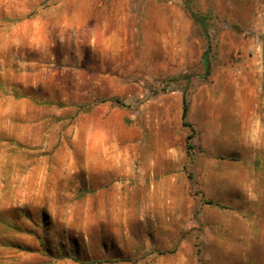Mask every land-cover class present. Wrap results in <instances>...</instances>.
Here are the masks:
<instances>
[{"label":"rangeland","instance_id":"obj_1","mask_svg":"<svg viewBox=\"0 0 264 264\" xmlns=\"http://www.w3.org/2000/svg\"><path fill=\"white\" fill-rule=\"evenodd\" d=\"M0 264H264V0H0Z\"/></svg>","mask_w":264,"mask_h":264},{"label":"trees","instance_id":"obj_2","mask_svg":"<svg viewBox=\"0 0 264 264\" xmlns=\"http://www.w3.org/2000/svg\"><path fill=\"white\" fill-rule=\"evenodd\" d=\"M189 12H190V15H191L193 21L201 26V29H202L204 35L208 38L207 27H206V23H205V17H202L200 14L192 11L191 9H189ZM208 52H209V46L207 47V50H205V52L203 54L204 75H208L210 72V62L208 59ZM187 111H188L187 102H186L185 96L183 95L181 118H182V124L184 126H189L188 122L185 120L186 116H187ZM190 138H191V135H188L187 140ZM186 147H187V150L190 148L188 141L186 143Z\"/></svg>","mask_w":264,"mask_h":264}]
</instances>
